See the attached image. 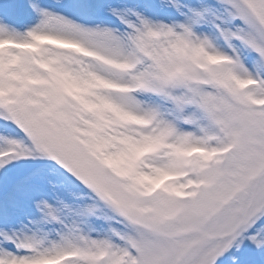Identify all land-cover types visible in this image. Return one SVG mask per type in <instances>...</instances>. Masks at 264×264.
<instances>
[{
    "label": "snow or ice",
    "instance_id": "obj_1",
    "mask_svg": "<svg viewBox=\"0 0 264 264\" xmlns=\"http://www.w3.org/2000/svg\"><path fill=\"white\" fill-rule=\"evenodd\" d=\"M0 264H264V0H0Z\"/></svg>",
    "mask_w": 264,
    "mask_h": 264
}]
</instances>
